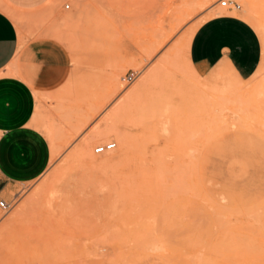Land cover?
<instances>
[{"label":"rangeland","instance_id":"obj_1","mask_svg":"<svg viewBox=\"0 0 264 264\" xmlns=\"http://www.w3.org/2000/svg\"><path fill=\"white\" fill-rule=\"evenodd\" d=\"M20 1L0 10L23 40L58 41L70 71L36 102L48 168L0 195V264H264V0H228L237 11L222 0ZM219 13L260 39L245 79L230 64L196 74L188 59L191 34ZM110 113L116 133L102 136Z\"/></svg>","mask_w":264,"mask_h":264},{"label":"crops","instance_id":"obj_2","mask_svg":"<svg viewBox=\"0 0 264 264\" xmlns=\"http://www.w3.org/2000/svg\"><path fill=\"white\" fill-rule=\"evenodd\" d=\"M41 4L42 0H21L13 5L30 10ZM259 40L248 23L219 13L195 30L188 59L196 74L207 69L211 74L230 64L245 79L259 67ZM69 71V55L58 41L23 40L0 10V195L8 187L35 181L48 168L51 148L35 127L36 102L59 90Z\"/></svg>","mask_w":264,"mask_h":264},{"label":"bare ground","instance_id":"obj_3","mask_svg":"<svg viewBox=\"0 0 264 264\" xmlns=\"http://www.w3.org/2000/svg\"><path fill=\"white\" fill-rule=\"evenodd\" d=\"M241 2L243 1V0H240ZM246 2V1H245ZM242 3H244V1L242 2ZM230 14H233V15H235V16H240L238 13H236V12H229ZM212 16H213V14H212ZM207 19V18H206ZM253 25V24H252ZM190 34V33H189ZM191 35H193V33L191 34ZM190 37V36H189ZM192 38V37H191ZM189 39V38H188ZM188 39H185V40H188ZM188 42V41H187ZM190 42V41H189ZM184 46V45H183ZM189 46V45H188ZM185 47V46H184ZM185 48H187V47H185ZM188 49V48H187ZM187 63H188V60H187ZM189 66H190V64H189ZM191 67V66H190ZM150 76V75H149ZM144 88V87H143ZM213 89V88H212ZM227 89V88H226ZM218 90V89H217ZM140 91V90H139ZM213 91V90H212ZM222 91V90H221ZM132 92H135L136 93V90H133ZM215 92V91H214ZM213 92V93H214ZM226 94V92H219V94L218 93H216L217 95H219L220 96V94ZM140 94V93H139ZM216 94H215V96H216ZM131 95V94H130ZM136 95L138 96V94L136 93V94H132L127 100H125L119 107H122L123 105H126V103L129 101L130 102V99H131V101H132V99L134 98V97H136ZM227 95H229L228 93H227ZM223 96V95H222ZM221 96V97H222ZM221 97L219 98L220 99V101H221ZM225 97V96H224ZM224 97H222V99L224 100ZM215 99H218V97H216ZM218 99V100H219ZM225 99H226V97H225ZM222 100V101H223ZM226 100H230V99H226ZM216 101V100H215ZM236 101V100H235ZM239 101V100H238ZM229 103H232V102H230L229 101ZM235 103V102H234ZM129 104V103H128ZM220 104V103H219ZM240 104H242V103H240ZM218 105V104H217ZM234 105V104H233ZM239 105V104H238ZM118 107V108H119ZM215 107V106H214ZM123 109L125 108V107H122ZM121 109V108H120ZM116 111V110H115ZM113 113V112H112ZM117 113V112H116ZM119 113V112H118ZM117 113V114H118ZM113 118H115L114 117V114H111L110 113V115L107 117V119L104 121V129H103V131L100 133V131H98L99 133H100V135H102V136H104V135H111L112 133H114L115 132V129H114V127L111 125V123L113 122L112 120H113ZM170 123V122H169ZM165 127V126H164ZM116 128V127H115ZM47 129V128H46ZM47 131H49V130H47ZM98 133V134H99ZM116 133V132H115ZM49 136H51V135H48V137ZM114 141L116 142L115 144H117V146H118V150H119V152H120V154H119V156L120 157H124V156H126L127 154H128V148L126 149V140H125V138H116V139H114ZM114 144V143H113ZM115 144H114V146H115ZM84 150V151H83ZM82 151V154H83V156H87V157H89V158H92V155H91V152H90V149H87V147H85L84 149H83ZM108 162V160L106 159V160H104L102 163H107ZM172 169V168H171ZM166 171V170H165ZM172 173V172H171ZM202 194H203V192H202ZM35 195V194H34ZM204 197H206V196H204ZM36 199V198H35ZM30 205H27V206H25L24 208H28ZM220 223V222H219ZM174 229V228H173Z\"/></svg>","mask_w":264,"mask_h":264},{"label":"built area","instance_id":"obj_4","mask_svg":"<svg viewBox=\"0 0 264 264\" xmlns=\"http://www.w3.org/2000/svg\"><path fill=\"white\" fill-rule=\"evenodd\" d=\"M218 5L220 8H226V9H229L228 6H231L235 11H237L239 9L238 5H236L232 1H228V0L220 1L218 3ZM62 8H63V10H68L69 5L63 4ZM136 76H137L136 72L128 71L120 78V81L122 83L128 85L136 78ZM113 148H114V144L108 142V143H105V144H102V145L95 147L94 148V154H101L102 152L107 151V150H112ZM8 207H9V204L0 198V212H5L8 209Z\"/></svg>","mask_w":264,"mask_h":264}]
</instances>
